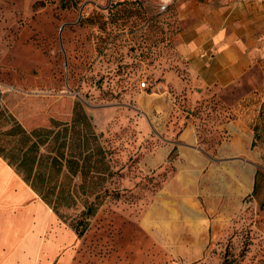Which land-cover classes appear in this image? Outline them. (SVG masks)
Here are the masks:
<instances>
[{
  "label": "rangeland",
  "instance_id": "1",
  "mask_svg": "<svg viewBox=\"0 0 264 264\" xmlns=\"http://www.w3.org/2000/svg\"><path fill=\"white\" fill-rule=\"evenodd\" d=\"M176 2L160 14L153 0H0V106L67 169L80 158L81 133L101 132L117 172L106 184L111 196L72 244V264H264V67L222 98L252 133L250 156L234 158L252 187L226 188L225 213L164 221L174 230L155 231L144 218L173 166L142 171L132 107L138 90L176 63L166 40ZM82 204L64 211L67 223Z\"/></svg>",
  "mask_w": 264,
  "mask_h": 264
},
{
  "label": "crops",
  "instance_id": "2",
  "mask_svg": "<svg viewBox=\"0 0 264 264\" xmlns=\"http://www.w3.org/2000/svg\"><path fill=\"white\" fill-rule=\"evenodd\" d=\"M176 1L178 29L170 40L187 78L171 68L158 71L152 88L138 90L132 107L142 171L158 170L176 153L144 214L147 224L158 223L155 231L176 229L164 221L191 212L201 221L225 213L226 188L242 194L252 187L244 175L247 165L234 159L250 156L247 123L234 118L212 124L219 138L213 148L201 142L198 118L187 108L212 95L223 98L226 89L264 67V0ZM77 239L0 157V264H72Z\"/></svg>",
  "mask_w": 264,
  "mask_h": 264
},
{
  "label": "trees",
  "instance_id": "3",
  "mask_svg": "<svg viewBox=\"0 0 264 264\" xmlns=\"http://www.w3.org/2000/svg\"><path fill=\"white\" fill-rule=\"evenodd\" d=\"M131 1L137 4L142 2V0ZM167 10L168 7L158 13L162 14ZM171 20L170 28L167 29L170 30L167 31V42L178 29L176 16ZM170 46L173 45L170 44ZM172 49L174 51L173 47ZM174 53L177 59L174 66H163L160 69H175L178 75L185 79L187 78L186 71L178 62L175 51ZM178 102L181 105L184 104L180 100ZM229 110L231 111V108L226 107L224 100L216 95L204 98L195 106L187 108L189 113L198 118L201 142H206L213 148L218 144L217 129L212 128L211 125L233 119L228 115ZM137 135L138 130L136 139L140 142L139 146L142 140ZM101 136V132L84 131L81 133L80 158L73 157L72 166L67 169V166L63 165L56 155L43 150L34 135L4 107L0 106V157L52 209L57 218L65 223H67V215L64 211L74 208L78 204V199L83 198V209L75 219L67 223L78 238L83 236L88 229L89 218L95 215L106 197L111 196L106 184H111L113 178L117 176L110 159L111 152L101 142ZM170 155L168 162L173 159V157L170 159ZM76 177H78V182L75 181ZM221 264L229 263L226 259Z\"/></svg>",
  "mask_w": 264,
  "mask_h": 264
},
{
  "label": "built area",
  "instance_id": "4",
  "mask_svg": "<svg viewBox=\"0 0 264 264\" xmlns=\"http://www.w3.org/2000/svg\"><path fill=\"white\" fill-rule=\"evenodd\" d=\"M153 1L159 11H164L168 7V5L172 2V0H153ZM145 86H146V83L144 81H141L140 87L143 88ZM2 92H3V89L0 86V97H1Z\"/></svg>",
  "mask_w": 264,
  "mask_h": 264
}]
</instances>
